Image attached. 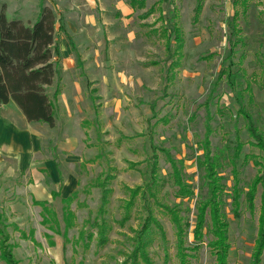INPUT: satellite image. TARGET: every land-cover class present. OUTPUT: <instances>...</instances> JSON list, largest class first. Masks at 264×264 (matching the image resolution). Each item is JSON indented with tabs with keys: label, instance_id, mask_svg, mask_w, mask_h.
I'll use <instances>...</instances> for the list:
<instances>
[{
	"label": "rangeland",
	"instance_id": "374dc122",
	"mask_svg": "<svg viewBox=\"0 0 264 264\" xmlns=\"http://www.w3.org/2000/svg\"><path fill=\"white\" fill-rule=\"evenodd\" d=\"M37 1L56 17L59 71L48 91L62 90L65 76L66 100L78 96L77 123L67 128L76 142L68 149L84 159L72 165L78 179L70 196L60 193L47 200H41L47 189L33 196L29 178L0 163V264H7L3 242L16 264H123L130 261L149 211L166 237L154 231L146 247L152 263L179 264L176 228L158 203L180 211L188 224L186 246L192 248L198 208L207 198L202 146L207 124L223 184L219 201L228 223L229 264H250L262 186L255 209L246 199L259 174L255 156L262 152L252 144L256 140L242 112L264 136V0H204L196 22L197 0H145L136 8L130 0H0V7L5 5L8 19L22 17L32 25ZM151 7L154 12L144 17ZM175 27L184 45L174 55ZM55 105L64 115L58 97ZM239 140L243 147L235 156ZM178 176L192 191L187 198L177 196ZM152 180L157 181L154 196L146 190ZM135 190L139 193L133 197ZM68 197L70 202H64ZM211 238L207 215L199 250H187L191 264H215Z\"/></svg>",
	"mask_w": 264,
	"mask_h": 264
},
{
	"label": "trees",
	"instance_id": "16d2710c",
	"mask_svg": "<svg viewBox=\"0 0 264 264\" xmlns=\"http://www.w3.org/2000/svg\"><path fill=\"white\" fill-rule=\"evenodd\" d=\"M204 0H198L194 21L199 19ZM133 4L139 3L144 5V0H133ZM246 1L244 0V4ZM154 12L151 7L145 12L144 17H148ZM237 17H234L236 20ZM175 42L178 47L173 54H179L182 51L184 42L179 27H175ZM56 17L53 10L48 6H42L39 17L32 25H27L19 19H8L5 12V5L0 7V107L14 101L22 110L26 119L30 122H44L53 127L55 124V99L60 95L61 89H57L52 95L48 89L53 85L54 79L59 71L58 62L54 60L58 55V46L55 38ZM239 32V31H238ZM170 45L168 40L167 46ZM168 52L171 48L168 46ZM170 57H172L170 55ZM172 66V65H171ZM230 75V71H228ZM226 74V70L222 71L221 76ZM228 75H226L228 77ZM249 86L247 90H249ZM246 117V128L251 138L256 142L252 143L261 152L262 155L255 156V165L258 167V173L253 182L250 191L247 194V203L250 210L255 209V198L258 186H262L261 206L259 215V230L256 244L253 248L250 264H262V254L264 251V136L260 134L259 128L255 125L249 114L242 112ZM212 133L211 125L207 124L205 143L202 146L205 151V179L207 182V198L203 201L196 217V225L194 229L195 245L192 248L186 246L187 226L184 217L180 215V211L176 207L160 204L163 211L170 218L176 228L178 261L179 264H191V254L187 250L197 251L200 248L201 241L204 238V230L206 227V217H210L211 240L208 246L215 256V264H229L230 243L228 239V223L221 212V204L219 201L223 184L221 177L217 172L216 159L211 156L210 135ZM243 143L239 140L236 146V154L238 156ZM173 162V160H172ZM174 163V162H173ZM234 174L237 179V169L234 168ZM177 185L179 198H187L192 195L190 188L178 176ZM157 181L152 180L148 183L147 191L154 196L153 186ZM146 192V191H145ZM144 192V194H145ZM139 192L134 191L133 197ZM57 196L58 194H55ZM240 191L235 184L233 187V205L238 211L240 207ZM72 197L63 199L70 202ZM45 205V202L40 203ZM131 202L127 203V210ZM48 214H53L47 207L44 208ZM67 213L69 209H66ZM49 222L50 219H45ZM165 237L162 226L152 211L148 212V216L144 220L141 230L135 242V248L131 255L128 256L130 261L123 264H153L146 247L152 241V235L156 232ZM6 239H4L5 241ZM104 241V231L100 232V243ZM166 241V240H164ZM2 259L7 264H16L11 249H6V243L3 242ZM132 262V263H131Z\"/></svg>",
	"mask_w": 264,
	"mask_h": 264
},
{
	"label": "crops",
	"instance_id": "0c3cea01",
	"mask_svg": "<svg viewBox=\"0 0 264 264\" xmlns=\"http://www.w3.org/2000/svg\"><path fill=\"white\" fill-rule=\"evenodd\" d=\"M132 1L130 0V5L133 8L139 4H133ZM37 2L36 7L40 5V9L37 11L38 18L41 7L44 5L43 2ZM4 3L9 4L8 2ZM202 11L203 6L201 13ZM126 12H128V7L124 14ZM20 20L24 21L22 17ZM63 66L65 72L67 67ZM62 82L65 86L61 90L58 100L64 108V115L58 114L55 105V124L53 127L44 122L28 121L14 101L0 107V163L12 164L15 173L18 175L25 174V177L27 176L30 180V191L33 196L34 192L36 196L45 195V189H47L46 199L44 197L41 200H47L54 193L70 196L73 181L78 179L77 173L72 171L74 169L72 165L81 164L84 159L83 154H74L73 149H68L70 144L76 142V136L71 135L67 128H70L74 122L77 123V120L74 121L73 110L79 112L80 105L76 99L77 95H73V99L69 102L66 100L68 80L65 76H63ZM79 139H81L84 149L85 145L82 138L79 137ZM75 146L76 143L73 148Z\"/></svg>",
	"mask_w": 264,
	"mask_h": 264
}]
</instances>
